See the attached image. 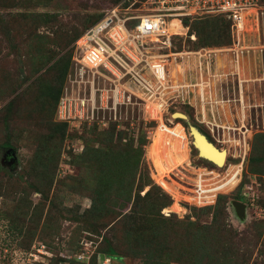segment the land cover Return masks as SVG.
Segmentation results:
<instances>
[{
    "label": "rangeland",
    "instance_id": "374dc122",
    "mask_svg": "<svg viewBox=\"0 0 264 264\" xmlns=\"http://www.w3.org/2000/svg\"><path fill=\"white\" fill-rule=\"evenodd\" d=\"M128 7L0 0V264H264V0L243 32L217 16L170 26L171 44L151 52L166 60L168 79L153 61L170 87L160 112L123 77L122 104L105 92L101 109L93 96L96 106L66 123L61 97L92 103V76L80 77L75 64L77 41L108 11L121 18ZM112 79L99 70L96 88L112 90ZM190 127L225 150L222 164L198 154ZM203 148L214 159L219 152ZM238 165L235 189L220 179L211 184L223 192L214 203L193 201V168L222 177ZM232 201L245 204L244 220ZM222 202L227 212L214 225ZM109 250L116 256L107 258Z\"/></svg>",
    "mask_w": 264,
    "mask_h": 264
},
{
    "label": "built area",
    "instance_id": "2783aa9c",
    "mask_svg": "<svg viewBox=\"0 0 264 264\" xmlns=\"http://www.w3.org/2000/svg\"><path fill=\"white\" fill-rule=\"evenodd\" d=\"M125 1L129 7L125 9L127 11L123 17H118L117 9L108 11L101 20L86 29L77 41L76 50L79 57L75 59V64L80 77L87 73L93 78L90 84L87 81L92 91V103H89L90 98L84 99L79 96L74 98L77 100L74 105L68 95L61 97L57 105V114L61 120H67L68 124L83 119L85 107L88 110L96 106L93 96H98L101 109L104 106L102 104L105 92L110 94L111 105L122 104L124 93L123 88L119 89L121 86L118 83L123 77L131 78L135 88H141L143 94L150 97L148 103L151 113L154 109L160 112L164 108L163 89L170 87L160 83L158 66L154 67L153 61L166 60L163 58L164 55L151 52L156 50L157 53L171 44L173 33L169 31L170 22L182 18L217 16L228 21L232 28L237 27L239 30L242 28L244 14L256 10L261 3V0H123ZM138 2L142 6V9H139L140 14L127 15L128 9ZM99 70L106 72L115 80L112 90L96 88L94 78ZM145 70L150 73L155 85L142 77L141 72ZM86 100L88 105L85 104ZM155 104L160 106L157 107ZM230 167L222 177L214 170L193 168L195 175L193 201L198 205L214 203L217 195L223 192L219 190V193H216L215 186L211 184L220 179L224 180L221 183L232 186L231 190L235 189L239 182L241 165L235 166L237 169L234 172H230ZM233 173H236L234 177ZM243 195L247 196L245 193Z\"/></svg>",
    "mask_w": 264,
    "mask_h": 264
},
{
    "label": "water",
    "instance_id": "95a60500",
    "mask_svg": "<svg viewBox=\"0 0 264 264\" xmlns=\"http://www.w3.org/2000/svg\"><path fill=\"white\" fill-rule=\"evenodd\" d=\"M175 115H179V116H182V117H178V118H185L184 115L180 114V113H175ZM190 132H191V136L193 138V145L197 148L198 150V154L200 156H202L203 158H205L203 155H202V149L203 147L200 148V145H205V148L207 150H209L208 146L212 147L213 144H211L203 135H201L198 131H196L194 128L190 127ZM197 144H199V147H197ZM213 148V147H212ZM211 148V149H212ZM214 149V148H213ZM212 149V150H213ZM212 150H210L212 152ZM213 151H217L216 149H214ZM7 154H10L12 156H14V152L12 149L10 150H7ZM213 154V153H212ZM222 154H224V151H221V152H218V154L216 155V157L219 158V160H222ZM225 158V157H224ZM208 160V159H207ZM212 162V161H210ZM223 162H224V159H223ZM12 163V161L10 162ZM213 163V162H212ZM215 165V163H213ZM216 166V165H215ZM231 205L235 211V214L237 215V217L240 219V220H244L245 219V210H246V206L245 204H243L242 202H239V201H232L231 202Z\"/></svg>",
    "mask_w": 264,
    "mask_h": 264
},
{
    "label": "bare ground",
    "instance_id": "6f19581e",
    "mask_svg": "<svg viewBox=\"0 0 264 264\" xmlns=\"http://www.w3.org/2000/svg\"><path fill=\"white\" fill-rule=\"evenodd\" d=\"M254 13L255 12H251V11H249V12H247L246 14H244V19L242 18V22H241V27H244L243 26V20H245V17L246 16H248L249 14L250 15H254ZM176 22H179L178 20H173V21H171L170 22V24H169V31L170 32H172L171 31V25L172 24H174V23H176ZM246 23H247V21H246ZM183 28V27H182ZM240 30V32H243V30H245L244 28H241V29H239ZM173 33V32H172ZM174 34V33H173ZM155 61V60H154ZM165 61H162V62H159L158 61V63L160 64V66L162 67L161 68V70H160V75L161 74H163L165 77H166V79H168L167 78V71L165 70V67H164V63ZM164 70H165V74H164ZM238 75V74H237ZM161 77V76H160ZM174 117H182V116H179V115H175ZM197 147H199V144H197ZM201 147H203V145L201 146L200 145V148ZM210 147V146H209ZM212 147L214 148V149H216L217 151H219V149H217L214 145H212ZM202 149V155L205 157V158H207L208 160H210V161H212L213 163H215V165L216 166H218V164H222L223 163V159L222 160H219V158L218 157H216V154H217V152H215V159H214V157H213V154L212 153H209V152H206V151H204V148H201ZM220 152V151H219ZM224 153H225V150H224ZM236 175V174H235ZM233 177H234V175H233ZM218 193V192H217Z\"/></svg>",
    "mask_w": 264,
    "mask_h": 264
},
{
    "label": "trees",
    "instance_id": "16d2710c",
    "mask_svg": "<svg viewBox=\"0 0 264 264\" xmlns=\"http://www.w3.org/2000/svg\"><path fill=\"white\" fill-rule=\"evenodd\" d=\"M262 1V0H261ZM220 18H222V17H220ZM223 19V18H222ZM224 20V19H223ZM226 21V20H225ZM226 22H228V21H226ZM229 23V22H228ZM180 26H181V24H180ZM182 27V26H181ZM64 75H65V73H64ZM57 103H58V101H57ZM67 125V124H66ZM226 204L227 205H229V203L228 202H222V203H217L216 204V207H217V211H215V213L213 214V217H212V219H213V224L214 225H216L217 224V222L219 221L218 220V218H220V217H222V214H223V212H227V209H228V207L226 206ZM108 255V257L107 258H112V257H114V256H116L115 254H114V251L113 250H109V253L107 254Z\"/></svg>",
    "mask_w": 264,
    "mask_h": 264
}]
</instances>
